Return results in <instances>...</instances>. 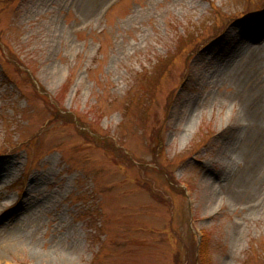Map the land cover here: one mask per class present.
Returning a JSON list of instances; mask_svg holds the SVG:
<instances>
[{
  "label": "rangeland",
  "instance_id": "obj_1",
  "mask_svg": "<svg viewBox=\"0 0 264 264\" xmlns=\"http://www.w3.org/2000/svg\"><path fill=\"white\" fill-rule=\"evenodd\" d=\"M0 264H264V0H0Z\"/></svg>",
  "mask_w": 264,
  "mask_h": 264
},
{
  "label": "trees",
  "instance_id": "obj_2",
  "mask_svg": "<svg viewBox=\"0 0 264 264\" xmlns=\"http://www.w3.org/2000/svg\"><path fill=\"white\" fill-rule=\"evenodd\" d=\"M15 67L18 70L20 69L19 66H15ZM48 104H49V107L51 108V112H52L51 114H52V117L54 116L55 121H60L64 124H67L68 120H70V122L75 124L76 129L80 133L83 132V130H80V129L86 127V125L84 123L78 121V119L75 118L70 113L63 114L64 112L62 111V109L59 108V106H56L53 103H51V104L48 103ZM84 135L86 137V136H88V133L85 132ZM88 140L91 142H94L96 145H98L101 148H104L108 151H111L114 154V156L117 158V160H120V158H121V161L126 160V161H129L131 164L133 163L132 165H134L135 162H133V160L130 157L128 158V154L125 153V151L122 150L121 146L117 145V143L115 141H113L112 138H110L109 136H102V135L101 136H95V135L93 136L92 135V137H89ZM199 254H198L197 258H195L198 261H199Z\"/></svg>",
  "mask_w": 264,
  "mask_h": 264
}]
</instances>
